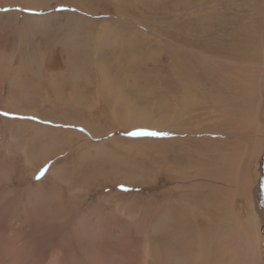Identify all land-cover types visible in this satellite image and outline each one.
Segmentation results:
<instances>
[{
    "label": "rangeland",
    "instance_id": "obj_1",
    "mask_svg": "<svg viewBox=\"0 0 264 264\" xmlns=\"http://www.w3.org/2000/svg\"><path fill=\"white\" fill-rule=\"evenodd\" d=\"M183 2L188 6L186 10L181 8L184 11L181 13L178 10ZM263 4L264 0H88L81 11L60 3H54L48 9L25 11L28 16L51 20L48 37L36 35L38 41L35 44L42 50L35 53H45L47 49L62 51L78 68L69 76L60 70L47 73L38 63L31 70L34 73L14 67L7 71L4 86L0 84V112L39 118L33 121L0 116V234L24 231V240L29 239L32 250L26 262L36 257L43 261L48 251H57L61 264H88L89 259L98 255L102 256L103 264H146L150 244L166 246L170 242L166 237L189 223L187 211L190 208L187 206L200 207L196 197L208 195L209 189L219 191L220 187L231 189L233 194L237 188V169H243L249 174L251 183L249 199L239 197L235 206L241 220L246 223L250 219L252 227L258 230L260 259L263 258L259 264H264V134L259 144L261 151H254V155L247 152L258 139L254 134L258 127L252 117L257 111L261 116L259 128L264 133ZM59 13L74 16H51ZM81 17L85 23H81ZM173 20L193 28L198 37L196 41L201 44H209L210 38L227 40L238 30L245 32L247 43L235 53L215 52L208 48L210 44H202L194 53L198 68L209 72L213 81L221 83L227 77L229 84L231 79L241 83L239 95L232 94L229 102L233 116L230 121L219 119L221 106L217 102L214 105L210 97L201 104L196 102L193 107H186L184 113L183 105L178 102L170 107L171 113L170 109H164L165 100L174 103L175 98L164 94L171 85L175 86L168 83L171 79H166L175 71V67L167 71L169 58L177 56L178 50L191 51L187 45L171 42ZM167 31L170 38H167ZM30 46L35 47L32 43ZM97 65L99 73L95 70ZM12 72L25 76L22 80ZM34 82L38 85L29 84ZM117 87H121L119 89L128 99L119 101V118L113 121L110 113L117 100L111 98L110 91ZM230 90L236 93L235 88L228 87ZM43 93L49 94L48 98L42 96ZM89 96L97 98L96 105L90 102L92 97ZM126 114H136L134 118L138 122L126 124L123 120ZM170 114L180 116L183 124L171 123ZM237 117H240V124L236 122ZM81 128L85 131L81 132ZM139 129L168 131L172 136L156 139L132 138L124 134ZM68 140L69 144H65ZM178 150L184 157L178 158ZM189 159L191 163L187 162ZM228 160L231 161L230 168L226 165ZM46 163L50 166L48 173L36 180L38 170ZM90 172H97L99 181L89 184L88 189H78L84 178L78 174ZM227 174L229 177L225 180L221 175ZM211 175L216 177L212 179ZM178 181L181 184L178 185ZM121 185L128 191H123ZM222 189L220 192L226 193V189ZM225 196L218 194L217 202ZM60 207L70 210L68 219L59 214ZM202 208L204 216L213 220L214 213L211 209L206 210L205 202ZM158 217L160 219H156ZM199 217L196 218L199 220L197 227L191 231L194 235L205 233V220L208 219ZM222 230L227 239L222 243L226 253L221 262L252 264L240 227L233 226L229 232ZM195 237L190 234L189 239ZM189 242L181 238L177 244L172 243V247H182ZM208 243L210 245L211 240L208 239ZM193 247L188 251H194L196 247ZM87 249L84 257L81 251ZM12 260L0 258V263L12 264Z\"/></svg>",
    "mask_w": 264,
    "mask_h": 264
},
{
    "label": "bare ground",
    "instance_id": "obj_2",
    "mask_svg": "<svg viewBox=\"0 0 264 264\" xmlns=\"http://www.w3.org/2000/svg\"><path fill=\"white\" fill-rule=\"evenodd\" d=\"M88 0H0V8H5V9H10V11H0V84L1 86H4V83H6L4 81V78L6 77V73L7 71H11L14 67H18V69H22L26 72H30L32 70V68H35L37 63L39 64V66L44 67V69L47 71V73H51L52 71L55 70H60V71H64L65 74L67 75H72L73 73H75L77 71L78 68H76V66L74 65V63H70L69 59L66 58L64 55L66 53H64L62 51H45V53H35L36 50L41 49L40 46H38L37 44H35L38 41V37H36V35L40 34L43 35L45 37H48V30L51 28V20H49V18L47 17H31L28 16V14H26L25 11H18L17 9H39V8H43L46 7V9L51 8L52 4L54 3H60L61 5L64 6H70V7H74L75 10H82L85 9L86 3ZM264 5V4H263ZM188 6V5H187ZM187 6L185 5V2H183L182 4H180L179 10L181 11V13H183L184 10H186ZM84 7V8H83ZM182 8V9H181ZM261 9V8H260ZM262 10V9H261ZM253 11V10H252ZM256 12V11H255ZM257 13V12H256ZM261 13V12H260ZM179 14V13H178ZM67 15V13H59V14H51V16H55V18H59V17H63ZM68 15L70 17L74 16V14H69ZM67 15V16H68ZM49 15V17H51ZM76 16V14H75ZM177 15L175 14V17ZM262 16V15H261ZM8 20H6L7 18H9ZM83 17H81V23H85V21L83 22ZM264 18V16H263ZM77 19V18H76ZM177 19V18H176ZM55 20V19H54ZM78 20V19H77ZM76 20V21H77ZM258 20V19H257ZM53 21V20H52ZM79 21V20H78ZM174 22H172V32H174V36L173 38H170L168 36L169 32L167 31V38L171 39V42L176 43V45H187L189 47H191V51L190 52H180L178 50V54L177 56H174L172 58H169L170 60L168 61V72L171 71L172 67H175L174 70L170 72L166 79H171L170 81H168V83L171 84L174 83L175 86L171 85L170 89H167L166 91H164V94H171L175 96L174 98V103L173 102H168L167 100H165V105L163 106L164 109L168 110L170 109V113L172 112L171 110V106L172 105H177V102L180 103L181 105H183V113L184 110H186V107L189 106H194L197 103L201 104V101L204 100L205 98L210 97L211 101L217 102L220 106H221V110L219 111V119H223V121H230V118H232V107L230 106L229 102L230 100L233 98L232 94H238L239 95V90L241 88V83L238 81V79H235L234 82H232V79L230 80V84L227 82V77H224L223 80H221L220 82H215L213 81V77L212 75H210L209 72L206 71H202L198 68V66L195 63V59H194V53L196 52V49H199L202 44L205 46H208L210 44V48L211 50H215V52L218 53H222L224 51H229L230 53H232L234 51L237 52L239 51V49H242L245 45V32L241 33L240 30L236 31L232 36L228 37L227 40H225V38H217L215 40H213L212 38L208 39V43L209 44H204V43H200L197 42L196 40L198 39L196 31L188 26H183L181 25L179 22H176L177 20H173ZM80 22V21H79ZM42 24V25H41ZM260 25V24H259ZM213 29V28H212ZM257 32V31H256ZM220 33V32H219ZM213 34V33H212ZM191 36V37H190ZM215 36V35H214ZM40 40V39H39ZM79 40V39H78ZM40 42V41H39ZM84 42V41H83ZM123 42V41H122ZM31 43L36 47H32L30 46ZM199 43V44H198ZM247 43V42H246ZM40 44V43H39ZM118 44V43H117ZM122 44V43H121ZM257 44V43H256ZM44 45V44H43ZM123 45V44H122ZM259 45V44H258ZM76 46V45H75ZM44 47V46H43ZM75 48V47H74ZM116 48V47H115ZM259 48V47H258ZM60 49V48H59ZM245 49H247V45L245 46V48L242 50L243 52L245 51ZM61 50V49H60ZM177 51V50H176ZM62 52V53H61ZM256 52V50H255ZM69 55V54H68ZM200 55V54H199ZM70 58V57H69ZM34 60L36 62H34ZM95 64V63H94ZM98 65L95 67V70H97L98 72ZM264 69V66L262 67ZM38 69V68H37ZM36 69V71H38ZM43 69V70H44ZM15 70V69H14ZM13 70V71H14ZM42 70V71H43ZM94 70V71H95ZM84 71V70H83ZM264 71V70H263ZM18 72V71H17ZM32 73H34L33 71H31ZM44 72V71H43ZM105 72H107V70L105 69ZM13 73V72H12ZM24 73V72H22ZM57 73V71H56ZM99 73V72H98ZM14 74V73H13ZM36 74V72H35ZM61 74V73H60ZM260 74V73H259ZM17 77L19 75L14 74ZM29 75V74H28ZM55 75V74H54ZM58 75V74H57ZM98 75V74H96ZM25 76V75H24ZM24 76H19V79L21 78L23 80ZM48 77V75H46ZM61 76V75H60ZM101 76V75H100ZM99 76V77H100ZM62 77V76H61ZM13 78V77H12ZM26 78V77H25ZM82 78V77H81ZM88 78V77H87ZM8 79V78H7ZM11 79V78H10ZM17 79V78H15ZM216 79V78H215ZM71 80V79H70ZM88 80V79H87ZM102 80V78H101ZM217 80V79H216ZM229 80V79H228ZM26 81V80H25ZM29 81V80H28ZM91 81V80H90ZM8 82V81H7ZM27 82V81H26ZM31 82V80H30ZM44 82V81H43ZM47 82V81H46ZM65 82V81H64ZM88 82V81H87ZM12 83V82H11ZM51 83H53L51 81ZM102 83V82H101ZM22 84V83H21ZM24 84V83H23ZM30 85L33 84H37V83H29ZM43 84V83H42ZM46 84V83H45ZM44 84V85H45ZM54 84V83H53ZM62 84V83H61ZM27 85V84H26ZM30 85H27V87L29 88ZM38 85V84H37ZM48 85V84H47ZM60 85V84H59ZM12 86V85H11ZM34 86V85H33ZM46 86V85H45ZM44 86V87H45ZM51 86V84H50ZM82 86V85H81ZM80 86V87H81ZM85 86V85H84ZM25 86H23L24 88ZM43 87V86H42ZM49 87V86H48ZM228 87H233L236 89V93L232 92L231 90L228 91ZM258 87V86H257ZM11 88V87H9ZM31 88V87H30ZM52 88H55V86H53ZM74 88V87H73ZM90 88V87H89ZM119 88L121 87H117L115 89H112L110 92L112 97V99L116 98V103H114V106H112V110H111V117L114 120H116L117 118H119V112H118V108L117 106L119 105V101H123L125 102L126 99H128L126 96H124V91L120 90ZM178 88V90H177ZM13 89V88H12ZM21 89V88H20ZM60 89V88H59ZM76 89V88H75ZM83 89V88H82ZM103 89V88H101ZM100 89V90H101ZM25 90V89H24ZM39 90V88H38ZM99 90V91H100ZM3 91V89H2ZM58 91V90H56ZM55 91V92H56ZM104 91V90H103ZM106 91V90H105ZM35 92V91H34ZM33 92V93H34ZM42 93V91H40ZM64 92V91H62ZM3 94V92H2ZM35 94V93H34ZM56 94V93H54ZM109 94V93H108ZM231 94V96H230ZM244 94V93H243ZM21 95V94H20ZM19 95V96H20ZM25 95V94H24ZM42 96H46L48 98L49 94H41ZM6 96V95H5ZM4 96V97H5ZM8 96V95H7ZM6 96V97H7ZM10 96H12L10 94ZM34 96V95H33ZM63 96V95H62ZM85 96V95H84ZM100 96V95H99ZM241 96V95H240ZM243 96V95H242ZM27 97V96H25ZM56 97V96H55ZM66 97V96H64ZM92 96H89V98ZM238 97V96H237ZM22 98V97H21ZM35 98L37 99L36 95ZM45 98V97H44ZM102 98V97H101ZM110 98V96H109ZM108 98V99H109ZM239 98V97H238ZM3 99V98H2ZM6 99V98H5ZM10 99V98H9ZM8 99V100H9ZM33 99V98H32ZM87 99V98H86ZM100 99V97L98 98ZM11 100V99H10ZM22 100V99H21ZM29 100V98H28ZM97 98L96 97H92L90 102L94 105H96L97 103ZM115 100V99H114ZM235 100V99H234ZM31 101V100H30ZM44 101V100H43ZM60 101V100H59ZM88 101V99H87ZM106 101V100H105ZM65 102V101H64ZM114 102V101H111ZM7 103V102H6ZM16 103V102H15ZM23 102H21L20 105H22ZM27 103V102H24ZM42 103V102H41ZM55 103V102H54ZM68 103V102H67ZM72 103V102H71ZM76 103V102H75ZM133 103V102H132ZM164 103V102H163ZM162 103V104H163ZM208 103V102H207ZM18 104V103H17ZM30 104V103H29ZM82 104V103H81ZM85 104V103H83ZM88 104V103H87ZM104 104V102H103ZM111 104V103H110ZM4 105V103H3ZM28 105V104H27ZM54 105V104H53ZM61 105V103H60ZM64 105V104H63ZM68 105V104H66ZM121 105V104H120ZM131 105V104H130ZM232 105V104H231ZM235 105V104H234ZM8 106L10 108L11 104L8 102ZM19 106V105H18ZM98 106V105H97ZM110 105H108L109 107ZM30 107V106H29ZM32 107V105H31ZM34 107V106H33ZM45 107V106H44ZM65 106H63L64 108ZM67 107V106H66ZM79 107V106H77ZM94 107V106H92ZM91 107V108H92ZM38 108V106H37ZM59 107H57L58 109ZM73 108V107H72ZM82 108V106H81ZM84 108V107H83ZM17 109V107H16ZM54 109V108H53ZM66 109V108H65ZM78 109V108H77ZM80 109V108H79ZM124 109V108H123ZM126 109V108H125ZM133 109V108H132ZM218 109V108H217ZM240 109V108H237ZM243 109V108H242ZM241 109V110H242ZM20 110V109H19ZM18 110V111H19ZM56 110V107H55ZM12 111V110H11ZM17 111V110H16ZM126 111V110H125ZM176 111V110H175ZM24 112V111H23ZM26 112V111H25ZM29 112V111H28ZM121 112V111H120ZM123 112V111H122ZM131 112V111H130ZM36 113V111L34 112ZM126 113V112H124ZM215 113V112H214ZM213 113V114H214ZM237 113V112H236ZM26 114V113H25ZM90 114V113H89ZM178 114V113H177ZM218 114V113H217ZM30 115V114H29ZM32 115V114H31ZM182 115V114H181ZM136 116V114H135ZM133 114H126V118H123V120L126 122V124H134L135 122H138L134 117ZM140 116V115H139ZM105 117V116H104ZM169 121H171V123H173L174 125L179 124L182 118L178 115L175 114H170L169 115ZM215 117V116H214ZM252 117H254L255 123L257 125V129L255 130L254 134H256V137L258 138L256 140V142L254 143V146L251 149H247V152L249 153V155H254L257 151V153H259L260 150V141L262 142V136H263V132H261L260 128L261 127V116H260V112H256L252 115ZM139 118V117H138ZM110 120V119H109ZM140 120V119H138ZM238 120V121H237ZM122 121V120H121ZM141 121V120H140ZM215 121V120H214ZM217 121V120H216ZM112 122V120H111ZM124 122V123H125ZM236 122H238L240 124V117H237ZM21 123V122H20ZM27 123V122H26ZM115 123V122H114ZM158 123H161V121L158 119ZM31 126H33V124L28 123ZM116 124V123H115ZM183 124V123H180ZM179 124V125H180ZM19 125V124H18ZM114 125V124H113ZM178 125V126H179ZM28 126V125H26ZM183 126V125H181ZM24 127V126H21ZM93 127V126H92ZM185 127V126H184ZM223 127V126H222ZM225 127V126H224ZM34 128V127H33ZM130 128V127H129ZM59 130V129H58ZM61 131V130H60ZM68 132V131H66ZM70 132V131H69ZM74 132V131H73ZM62 133V132H61ZM78 134V133H77ZM223 134V133H222ZM73 135V134H72ZM81 136V135H80ZM264 137V136H263ZM63 138V137H62ZM82 138V137H81ZM260 138V139H259ZM264 139V138H263ZM202 140V139H201ZM205 140V139H204ZM188 141V140H187ZM207 141V140H206ZM205 141V142H206ZM210 141V140H209ZM70 140H68V142H66L65 144H69ZM192 142V141H191ZM195 142V141H194ZM203 142V141H202ZM220 142H224L225 141H220ZM219 143V142H218ZM227 143V142H226ZM64 144V141H63ZM223 144V143H222ZM187 145V144H186ZM190 144H188L189 146ZM192 145V144H191ZM196 145V143H195ZM81 146V145H80ZM193 146V145H192ZM198 146V145H197ZM200 146V144H199ZM93 147V146H92ZM119 147V146H118ZM127 147V146H126ZM185 147V146H184ZM63 148V147H62ZM188 149V147H186ZM193 148V147H192ZM199 148V147H198ZM59 149V148H58ZM263 149V148H262ZM52 150V148L50 149ZM63 150V149H62ZM120 150V149H118ZM181 150V149H180ZM194 150V149H193ZM126 151V150H125ZM192 151V150H190ZM206 151V150H205ZM39 152V151H38ZM43 152V151H42ZM52 152V151H50ZM65 152V151H63ZM195 152H198L197 150H195ZM212 152V151H211ZM263 152V151H262ZM206 153V152H205ZM213 153V152H212ZM211 153V154H212ZM244 153V152H243ZM254 153V154H253ZM177 154L179 155L178 158H182L184 157V155L178 150ZM199 154V153H197ZM203 154V153H200ZM48 155V154H46ZM183 155V156H181ZM192 155V153H191ZM239 155V154H238ZM243 155V154H242ZM206 156V155H205ZM47 157V156H46ZM214 157V156H213ZM252 157V156H251ZM257 157V156H256ZM43 158V157H42ZM242 158V157H241ZM254 158V157H253ZM39 159V158H38ZM196 159V158H195ZM194 159V160H195ZM214 159V158H213ZM188 163H191V159H189L187 161ZM196 162V161H195ZM244 162V161H243ZM254 162V161H253ZM204 163V162H202ZM206 163V162H205ZM204 163V164H205ZM230 163L231 161H226V165L228 168H230ZM252 163V162H251ZM250 163V164H251ZM214 164V163H213ZM245 163H243L244 165ZM249 164V163H248ZM253 164V163H252ZM203 165V164H202ZM207 165V164H206ZM233 166V164H232ZM192 167V166H190ZM208 167H211V165H208ZM227 167H225L227 169ZM256 167V166H255ZM208 169V168H207ZM245 169V167H244ZM176 171V170H175ZM251 171V170H250ZM82 172V171H80ZM103 172V171H102ZM190 173V172H189ZM206 173V172H205ZM208 173V172H207ZM251 173V172H250ZM183 174V173H182ZM188 174V173H187ZM84 175V178L80 181V185H78V189H88V185L91 183H95L97 181H99V177H98V173L97 172H90L89 173H79V176ZM86 175V176H85ZM175 175V174H174ZM249 175V174H248ZM248 175L246 173L245 170L243 169H237L236 172V191L231 194L230 190L228 188H224L226 189V193H222L220 192L221 189L223 187H220L219 191H212L209 189V194L204 196V197H196L197 200H200V207L198 209V207H192V206H187L189 209L188 212V218H190V220H188V224L185 226V228L183 229H179L178 231H172L170 233V235L168 236V238L166 237V240H170V242L168 244H166V246L161 245L160 246H156L153 247L152 244L149 245L148 247V252H147V258H146V264H190V260L193 261V264H224L221 261L223 260L222 257L224 256L225 249L222 245L223 241H225L227 239V234L225 232H223L222 228L229 232L233 226H237L238 228L240 227V231L242 230L243 232V237H244V244L246 246V253H250L251 258L253 259L252 264H259V262L261 261L260 259V254H261V236L258 233V230L254 229L252 227V223L253 221H251L250 219L244 223L241 218H240V213L238 208H236L235 206V200L239 197L243 198V199H249L248 198V194H249V178ZM180 176V175H179ZM177 176V177H179ZM188 176V175H184ZM210 177L212 179H214V175ZM222 177L224 176V179H227V175H221ZM218 177V176H217ZM229 177V176H228ZM251 177V176H250ZM252 178V177H251ZM45 179V178H44ZM43 179V181H44ZM81 179V178H80ZM186 179V178H185ZM223 179V181H224ZM235 179V178H234ZM253 179V178H252ZM187 180V179H186ZM43 181H40L41 183ZM111 181V180H110ZM218 181V180H217ZM249 181V182H248ZM46 182V181H45ZM195 182V181H194ZM221 182V181H218ZM215 182V183H218ZM223 183V182H222ZM226 183V182H225ZM224 183V184H225ZM181 184L178 181V185ZM227 184V183H226ZM175 185H177V183H175ZM217 185V184H216ZM251 185V183H250ZM188 186V185H187ZM205 187V186H203ZM176 188V187H175ZM174 188V189H175ZM218 188V187H217ZM185 189V188H184ZM222 189V190H224ZM181 190V188H180ZM183 190V189H182ZM202 190V189H201ZM215 190V187H214ZM176 191V190H175ZM179 191V190H178ZM197 192V191H196ZM233 192V191H232ZM41 194V193H40ZM200 194V193H199ZM218 194H220L221 196H225V198L220 201L217 202V196ZM183 195V194H182ZM37 196V195H36ZM38 197V196H37ZM182 197V196H181ZM186 197V196H184ZM35 198V197H34ZM192 198V197H191ZM181 199V198H180ZM185 199V198H184ZM187 199V198H186ZM37 201V200H36ZM183 201V200H182ZM120 202V201H119ZM118 202V203H119ZM185 202V201H184ZM205 202L206 204V210L211 209L213 211L214 214H212L213 220L212 218H208L206 217V215L204 216V212L202 211V205ZM183 203V202H182ZM37 205V204H36ZM175 206V205H174ZM179 206V205H177ZM182 206V205H181ZM159 207V206H158ZM170 208V207H169ZM202 210H201V209ZM158 209V208H157ZM183 209V208H182ZM168 210V209H167ZM159 211V209H158ZM184 212V211H183ZM167 213V211H166ZM165 213V214H166ZM173 213V212H172ZM171 213V214H172ZM24 214V213H23ZM59 214L65 219V218H69L71 215V212L69 209H67V207H60L59 209ZM161 214V213H160ZM168 214V213H167ZM166 214V215H167ZM170 214V215H171ZM183 214V213H181ZM22 215V214H20ZM156 215V214H155ZM154 215V216H155ZM158 215V214H157ZM162 215V214H161ZM186 215V214H185ZM183 215V216H185ZM209 215V214H208ZM199 217V219H203V218H207L208 220H205V233L203 231V233H198L196 235L192 234L191 231L197 227V222L199 220H196V218ZM24 217V216H23ZM165 217V216H164ZM163 217V219H164ZM187 217V216H186ZM18 218H20L18 216ZM26 218V217H25ZM96 218V217H95ZM153 218V217H152ZM151 218V219H152ZM162 218V217H161ZM185 218V217H184ZM156 219H160V217L156 218ZM14 220V219H13ZM139 220V219H138ZM154 220V219H152ZM151 220V221H152ZM167 220V219H166ZM172 220V219H171ZM11 221V220H10ZM168 222H170V220H167ZM216 221V222H215ZM19 222V221H18ZM17 222V223H18ZM13 223V222H12ZM22 223V222H21ZM216 223H218L217 225H215ZM255 223V222H254ZM11 224V223H10ZM173 224V223H172ZM178 224V222H177ZM257 224V223H256ZM255 224V226H256ZM17 225V224H16ZM165 224H162V226ZM168 225V224H167ZM215 229H213V227L209 228L210 226H212ZM254 225V224H253ZM171 226V224H170ZM196 226V227H195ZM19 227V226H18ZM151 227V226H150ZM159 227V226H158ZM166 227V226H164ZM176 227V226H174ZM17 228V227H16ZM156 228V227H155ZM169 228V227H168ZM179 228V227H178ZM257 228V227H256ZM236 229V228H235ZM97 230V229H96ZM211 231L210 234L206 233L207 231ZM165 231H169V230H165ZM164 231V232H165ZM100 232V231H99ZM163 232V233H164ZM16 233V232H15ZM14 232H11V234L8 233H4V234H0V258L1 260L4 259H9L12 258L13 262L12 264H61V256L60 253L57 251H48L47 256H45V259L40 260L41 258H35L33 261L31 262H26V258L28 253L31 250V243L27 240H24V237L26 236L24 231L20 232L19 234H15ZM118 233V232H116ZM148 233V232H147ZM160 233V232H159ZM27 234V233H26ZM190 234L193 236H196L195 238H191ZM30 235V234H29ZM34 235V234H33ZM155 235V234H154ZM205 235V237H204ZM229 236V235H228ZM30 237V236H29ZM34 237V236H33ZM27 238V237H26ZM25 238V239H26ZM69 238V237H68ZM85 238V237H84ZM164 238V237H163ZM185 239L186 241H190L189 243L183 244L182 247H172V243L177 244V242L181 239ZM208 239L211 240V244L209 245L208 243ZM35 240V239H34ZM90 241V240H89ZM229 241V240H228ZM226 243V242H225ZM78 244V243H77ZM52 245V244H51ZM36 246V245H35ZM193 246H195V250L194 251H188V249H192L194 248ZM49 247V246H48ZM52 247V246H51ZM147 247V246H145ZM215 248V249H214ZM143 249V248H142ZM214 249V250H213ZM44 250V249H42ZM48 250V249H47ZM60 250V249H59ZM67 250V249H66ZM145 250V249H144ZM88 251L87 250H83L81 252L84 253V257H85V252ZM32 252V250H31ZM33 254V253H32ZM91 254V253H89ZM146 255V254H145ZM249 255V256H250ZM43 256V255H42ZM71 256V255H70ZM87 256V255H86ZM244 256V255H243ZM262 256V255H261ZM90 257V256H89ZM63 258V257H62ZM125 258V257H124ZM214 258V259H213ZM232 258V256H231ZM248 258V257H247ZM89 259V258H88ZM129 259V258H128ZM251 259V260H252ZM29 260V259H28ZM27 260V261H28ZM81 260V259H80ZM250 260V259H249ZM30 261V260H29ZM121 261V260H120ZM130 261V260H129ZM128 261V262H129ZM9 262V261H8ZM104 260L102 258V256L98 255L92 259H89L87 261L88 264H103ZM126 262V261H125ZM138 262V261H136ZM112 263V262H111ZM132 263V260H131ZM2 264V263H0ZM7 264V263H6ZM11 264V263H10ZM139 264V263H138ZM251 264V263H250Z\"/></svg>",
    "mask_w": 264,
    "mask_h": 264
},
{
    "label": "snow or ice",
    "instance_id": "obj_3",
    "mask_svg": "<svg viewBox=\"0 0 264 264\" xmlns=\"http://www.w3.org/2000/svg\"><path fill=\"white\" fill-rule=\"evenodd\" d=\"M18 11H31L30 9H17ZM0 11H10V9L0 8ZM0 116H3L5 118L9 119H27V120H33L38 121L39 118L35 116H29V117H22V116H16L13 113L10 112H0ZM41 123H46L47 121H39ZM81 132H84L85 129L81 128ZM125 135L132 137V138H156V139H166L170 138L172 136L171 132L168 131H159V130H146V129H139L134 131H128L124 133ZM50 166L46 163L43 165L37 172L35 179L41 180L45 175L48 173ZM121 188L123 191H128L127 188H125L123 185H121Z\"/></svg>",
    "mask_w": 264,
    "mask_h": 264
}]
</instances>
